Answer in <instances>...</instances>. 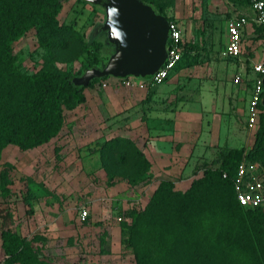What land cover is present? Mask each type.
I'll list each match as a JSON object with an SVG mask.
<instances>
[{
  "label": "rangeland",
  "instance_id": "obj_1",
  "mask_svg": "<svg viewBox=\"0 0 264 264\" xmlns=\"http://www.w3.org/2000/svg\"><path fill=\"white\" fill-rule=\"evenodd\" d=\"M144 1L163 6L164 10L174 3ZM185 1L182 5L196 13L183 31L185 53L180 66L190 70L177 86L188 97L195 98L205 94L218 97L224 90L221 96L224 109L218 110L222 115L220 141L225 138L221 151L239 147L247 150L251 146L247 144L251 131L243 123L244 99L235 93L228 69L222 70L228 64L221 54L225 39L223 21L227 18L219 10L230 0ZM103 17L99 5L61 0L57 20L60 25L70 27V32L60 37L66 46L46 50L30 29L12 43L15 63L30 73L52 57L53 67L78 77L87 69L89 59L82 44ZM104 39L102 61L95 68H101L112 52L105 34ZM117 80H103L104 87L96 83L84 88V101L63 111L60 131L47 143L27 150L9 145L2 151L0 184H5V188L0 192V202L9 204L12 212L9 228L13 232L28 239L36 236L31 243L36 264H135L131 248L125 242L126 225L132 221L131 212L143 207L158 181L145 172L138 174L140 167L129 147L124 163L116 161V153L102 151L99 157L106 140L131 135L132 131L137 134L140 111L144 114V106L149 105ZM220 102L216 101L214 107L220 109ZM126 139L139 149L137 135ZM205 164L214 166L200 162L194 169V177L200 175ZM82 208L87 211L84 220L78 215ZM0 264L18 262L4 260L0 253Z\"/></svg>",
  "mask_w": 264,
  "mask_h": 264
},
{
  "label": "trees",
  "instance_id": "obj_2",
  "mask_svg": "<svg viewBox=\"0 0 264 264\" xmlns=\"http://www.w3.org/2000/svg\"><path fill=\"white\" fill-rule=\"evenodd\" d=\"M156 8L158 14L171 19L163 6ZM60 9L61 0H0V158L9 145L27 150L47 143L60 131L63 111L84 101V88L112 79L94 78L81 86L76 84V76L53 67L52 57L30 73L15 63L12 43L30 29L46 50L66 46L60 37L70 32V27L58 23ZM91 33L82 44L89 58L86 68L101 63V49L106 43L103 32ZM184 53L183 47L174 68L181 65ZM263 125L261 114L247 150L239 147L222 152L217 164H205L184 190L176 189L172 181H158L143 207L131 212L132 221L126 225L125 242L135 264H264V211L239 205L232 185L242 160L264 164ZM126 147L137 160L138 174H148V160L126 137L106 140L99 157L102 151L116 153V161L124 163ZM0 185L2 193L5 184ZM11 222L9 204L2 200L0 253L4 260L36 264L31 251L36 236H19L9 228Z\"/></svg>",
  "mask_w": 264,
  "mask_h": 264
},
{
  "label": "crops",
  "instance_id": "obj_3",
  "mask_svg": "<svg viewBox=\"0 0 264 264\" xmlns=\"http://www.w3.org/2000/svg\"><path fill=\"white\" fill-rule=\"evenodd\" d=\"M187 1L184 3H188ZM173 2V6L165 10V14L177 22L183 38V31L189 26L190 18L195 17L196 12L192 13V10L186 9L182 5L183 0ZM219 12L225 19L238 14L251 15L248 0L226 1ZM226 20L223 21L224 27ZM240 38L239 54L235 57H224L228 64H225L222 70L226 68L230 72L235 93L244 99L243 107H246L253 78L252 65L264 60V33L247 23L241 28ZM225 41L226 31L224 44ZM188 70L190 69L177 66L159 85L142 89L128 88L149 102V105L143 108L144 114L140 111L138 128L135 130L137 134H134V131L131 133L134 137L137 135L139 149L149 162L147 173L156 181H172L175 187L179 189L182 187L181 190L188 187L194 177V169L200 162L217 164L216 154L222 152L225 144V138L223 142L220 141L222 115L218 111L224 109V98H221L224 90L218 97L211 94H205V97L199 95L197 99L188 97L186 91L182 92L177 86ZM235 74L240 75L241 80L238 83L232 82ZM180 94L184 96L181 97ZM216 101H221L220 109L214 107ZM243 115L244 127L248 129L245 126V109ZM257 126L258 124L255 128L249 129L251 132L247 144H252Z\"/></svg>",
  "mask_w": 264,
  "mask_h": 264
},
{
  "label": "water",
  "instance_id": "obj_4",
  "mask_svg": "<svg viewBox=\"0 0 264 264\" xmlns=\"http://www.w3.org/2000/svg\"><path fill=\"white\" fill-rule=\"evenodd\" d=\"M82 1L103 9V20L93 27L91 35L104 32L112 52L101 68L85 69L76 77V84L83 86L103 76L148 78L162 65L166 57L168 23L150 4L141 0ZM262 86L260 104L264 107V75Z\"/></svg>",
  "mask_w": 264,
  "mask_h": 264
},
{
  "label": "built area",
  "instance_id": "obj_5",
  "mask_svg": "<svg viewBox=\"0 0 264 264\" xmlns=\"http://www.w3.org/2000/svg\"><path fill=\"white\" fill-rule=\"evenodd\" d=\"M251 11L250 16L238 14L230 16L225 22L226 41L221 52L224 57H235L240 52L241 28L249 23L264 33V1L248 0ZM168 37L165 50L166 57L162 65L148 78L126 76L118 78L117 83L126 88H148L161 84L168 76L180 59L183 50V38L177 22L173 19L167 20ZM253 78L250 93L245 107V126L248 129L256 127L264 109L261 108V96L263 93L262 77L264 75V60L252 65ZM240 75L235 74L233 83L240 81ZM101 87L105 86L101 82ZM224 177V174L222 175ZM235 198L239 205L248 208H260L264 211V164L260 161L242 160L236 168L235 177L232 182ZM79 218L84 220L87 215L85 209L78 212Z\"/></svg>",
  "mask_w": 264,
  "mask_h": 264
}]
</instances>
